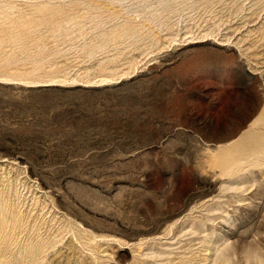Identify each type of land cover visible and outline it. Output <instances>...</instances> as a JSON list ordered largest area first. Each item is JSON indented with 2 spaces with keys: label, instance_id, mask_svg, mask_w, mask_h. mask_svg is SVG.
<instances>
[{
  "label": "rangeland",
  "instance_id": "1",
  "mask_svg": "<svg viewBox=\"0 0 264 264\" xmlns=\"http://www.w3.org/2000/svg\"><path fill=\"white\" fill-rule=\"evenodd\" d=\"M0 264H264V0H0Z\"/></svg>",
  "mask_w": 264,
  "mask_h": 264
}]
</instances>
